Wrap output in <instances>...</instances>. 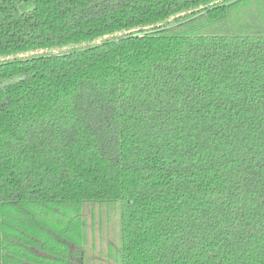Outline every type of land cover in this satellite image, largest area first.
<instances>
[{
  "label": "trees",
  "instance_id": "trees-1",
  "mask_svg": "<svg viewBox=\"0 0 264 264\" xmlns=\"http://www.w3.org/2000/svg\"><path fill=\"white\" fill-rule=\"evenodd\" d=\"M0 264H264V0H0Z\"/></svg>",
  "mask_w": 264,
  "mask_h": 264
},
{
  "label": "rangeland",
  "instance_id": "rangeland-1",
  "mask_svg": "<svg viewBox=\"0 0 264 264\" xmlns=\"http://www.w3.org/2000/svg\"><path fill=\"white\" fill-rule=\"evenodd\" d=\"M31 8H32V6H31L30 3L19 5V10L20 11H27V10H30Z\"/></svg>",
  "mask_w": 264,
  "mask_h": 264
}]
</instances>
